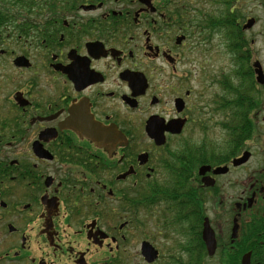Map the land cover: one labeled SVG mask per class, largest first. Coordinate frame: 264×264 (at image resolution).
<instances>
[{"label": "flooded vegetation", "instance_id": "af4514ba", "mask_svg": "<svg viewBox=\"0 0 264 264\" xmlns=\"http://www.w3.org/2000/svg\"><path fill=\"white\" fill-rule=\"evenodd\" d=\"M4 3L0 264H264V30L242 1Z\"/></svg>", "mask_w": 264, "mask_h": 264}, {"label": "rangeland", "instance_id": "374dc122", "mask_svg": "<svg viewBox=\"0 0 264 264\" xmlns=\"http://www.w3.org/2000/svg\"><path fill=\"white\" fill-rule=\"evenodd\" d=\"M0 1L1 3L3 2V0ZM241 1L242 3L236 4V7H234V11L239 12V14H241L243 18L245 16L255 18L256 22H255V26L252 28L253 31L264 30L263 0H241ZM164 264H170V263H164Z\"/></svg>", "mask_w": 264, "mask_h": 264}, {"label": "water", "instance_id": "95a60500", "mask_svg": "<svg viewBox=\"0 0 264 264\" xmlns=\"http://www.w3.org/2000/svg\"><path fill=\"white\" fill-rule=\"evenodd\" d=\"M253 22H254V20L253 19H249L247 22H246V24L244 25V28H249V27H251V25L253 24ZM258 78V80H259V77H257ZM152 138H154L155 139V141H158L157 143H161L163 140L161 139H159V140H157V137L156 136H151ZM208 232H209V226H208V224L206 223V225H205V230H204V239H205V242H206V244H207V247H208V249H209V253H212V249H213V247H212V244H210L209 243V240H208V238H207V236L206 235H208ZM147 259H149V260H147V261H152V259H153V256H149ZM248 255H244L243 257H242V260H241V264H248Z\"/></svg>", "mask_w": 264, "mask_h": 264}, {"label": "trees", "instance_id": "16d2710c", "mask_svg": "<svg viewBox=\"0 0 264 264\" xmlns=\"http://www.w3.org/2000/svg\"><path fill=\"white\" fill-rule=\"evenodd\" d=\"M3 1L5 2L6 0H3ZM4 8H5V3L3 4V2L1 3V1H0V14H3L4 13V11H3Z\"/></svg>", "mask_w": 264, "mask_h": 264}]
</instances>
